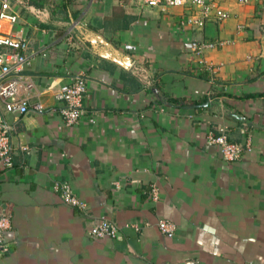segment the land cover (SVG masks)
<instances>
[{
  "label": "crops",
  "instance_id": "crops-1",
  "mask_svg": "<svg viewBox=\"0 0 264 264\" xmlns=\"http://www.w3.org/2000/svg\"><path fill=\"white\" fill-rule=\"evenodd\" d=\"M22 1L30 9L13 31L26 40L25 72L46 107L83 75L85 114L76 126L46 112L5 115L11 249L0 264H264V1H223L228 18L202 30L182 27L178 8L136 0ZM221 129L250 141L234 162L208 142ZM57 182L87 215L61 202ZM102 219L116 238L88 236Z\"/></svg>",
  "mask_w": 264,
  "mask_h": 264
},
{
  "label": "built area",
  "instance_id": "built-area-1",
  "mask_svg": "<svg viewBox=\"0 0 264 264\" xmlns=\"http://www.w3.org/2000/svg\"><path fill=\"white\" fill-rule=\"evenodd\" d=\"M140 7L147 8H178L182 11L180 25L188 29L202 30L209 23H221L228 18L220 3L228 0H136ZM240 4L248 2L262 3L264 0H231ZM30 9L22 0H0V170L12 168V127L7 122L6 114L24 115L28 113L57 114L67 126H76L84 116L82 100L86 92L83 75H78L70 83L63 84L52 91L54 105L46 107L41 96L46 91L37 89V84L31 75L25 72L29 61L24 54L26 40L23 35L13 31L18 23L19 12ZM223 43L219 40L207 42L198 47V52L205 48H214ZM209 144L219 148L222 158L228 162L238 160L250 147V141L245 144L229 141L224 129L215 137H208ZM54 190L61 202L87 215V205L75 195L66 182L54 184ZM148 194L152 200H157L158 192L155 186H150ZM11 213L8 208L0 205V259L9 254L11 243L5 239L6 232L11 227ZM137 229V227H135ZM159 232L167 237L174 234L175 226L167 220L157 223ZM88 236L94 239L116 238L118 226L107 219H102L92 226Z\"/></svg>",
  "mask_w": 264,
  "mask_h": 264
}]
</instances>
